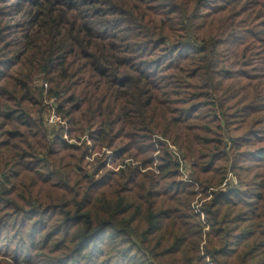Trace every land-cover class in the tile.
<instances>
[{
    "label": "trees",
    "instance_id": "obj_1",
    "mask_svg": "<svg viewBox=\"0 0 264 264\" xmlns=\"http://www.w3.org/2000/svg\"><path fill=\"white\" fill-rule=\"evenodd\" d=\"M6 2L0 264H264V0ZM37 72L64 93L69 136L113 150L117 171L76 174L87 151L49 142L29 114ZM153 135L192 160L193 183L165 144L154 166ZM229 172L237 186L215 190ZM194 183L213 190L205 221Z\"/></svg>",
    "mask_w": 264,
    "mask_h": 264
},
{
    "label": "rangeland",
    "instance_id": "obj_2",
    "mask_svg": "<svg viewBox=\"0 0 264 264\" xmlns=\"http://www.w3.org/2000/svg\"><path fill=\"white\" fill-rule=\"evenodd\" d=\"M14 0H7L6 3H10L13 2ZM5 3H0V6H3ZM7 6L9 4H6ZM15 20H17L15 17H9L7 19L8 23H13ZM12 34L11 33L8 34V36H10ZM14 37V36H12ZM10 38V37H9ZM9 42H11L13 40V38L9 39ZM0 71L5 72L7 71L5 69V67L3 69H0ZM8 72L12 73V74H16V67H10ZM31 88H32V92L35 93L37 95V97L34 98V105H33V109L30 111V117L32 119H37V118H42V122L45 123V125L47 126V130L49 132L48 138H49V142H51L52 139H54L55 135H59L60 140H65L68 144H74L75 146L80 147V151L77 152V155L80 154V152L86 150L87 153L83 154L84 160H81L80 162H78L77 165V171H75L76 174H80L83 175L84 173L86 174H91V172H93V170L96 169V166L98 164H100V162H104V167L101 171H99L100 174H102V172H104L105 170H113V171H117L120 166L117 165L118 162L115 161L113 162L114 159V153L113 150L108 153L107 151H109L108 149H101V151H98L96 149V147L94 149H87L88 147H91L93 145V142L91 139H89V134L88 133H84L83 135H80V133H72L71 137L68 134V131L72 128L67 121L63 120L60 116L57 115V106L59 103V100L61 98V96L64 95L63 92L59 93L58 90L53 89V85L51 82H49V80H47V78H45L43 72H37L33 75L32 80H31ZM53 91L54 93H57L55 95H53V93L51 92ZM199 112V111H198ZM219 114V113H218ZM96 128V127H94ZM9 127H4V129H2L0 131V138L4 139L6 138V136L3 134L4 131H8ZM78 136L79 139H76V136ZM159 136V135H158ZM156 139L155 136H152V142L153 140ZM156 142L158 143V146H154L155 148L158 150L155 154H153V158H154V166L158 163V161L155 159L156 155L159 152V144H163L164 143L161 141V139H156ZM65 152V151H64ZM71 154H75L74 151H70ZM76 152V151H75ZM185 155V153H184ZM186 159L188 160V164L191 167V162L192 160H190L189 158L186 157ZM71 162V159H69ZM131 162V161H130ZM132 164H135L134 162H132ZM155 168V167H154ZM36 172H38L39 175H43V177L45 176V173L47 172L46 169L43 168H35L34 169ZM229 170V169H228ZM3 176H5V174L3 172L0 171V185L2 184V180H3ZM194 176V175H193ZM233 176V175H232ZM192 177V175H191ZM235 179L234 180H230L228 181V184H226L225 186H223V184H221L219 187L215 188L216 189H228L229 187L232 186H237V179L235 176H233ZM112 178V177H111ZM57 180V179H56ZM60 180V179H58ZM10 181L12 182V180L10 179ZM223 183V182H222ZM70 186H73L74 184L69 182ZM199 185L197 184H193L194 187V191L196 192V196L194 197V201L191 203V208L192 210L198 211V214L201 215L202 213V204H204L205 202H207L208 200L211 199V193H212V189H208L207 190V194L203 195L202 191L200 192ZM7 188H9V185H7ZM7 188H5L7 190ZM107 192H110L109 190H107ZM25 219L28 218V214L24 215ZM23 216V217H24ZM35 220V219H33ZM33 220L29 221L27 220V224L31 225ZM200 220H204L205 221V216L202 214L200 216ZM12 224V223H11ZM4 240V239H2ZM13 245V244H11ZM14 249H9V251H6L5 249V245L0 247V257H2V255L4 254V252L8 253V255H10L13 252Z\"/></svg>",
    "mask_w": 264,
    "mask_h": 264
},
{
    "label": "built area",
    "instance_id": "obj_3",
    "mask_svg": "<svg viewBox=\"0 0 264 264\" xmlns=\"http://www.w3.org/2000/svg\"><path fill=\"white\" fill-rule=\"evenodd\" d=\"M156 139H161V141L168 147V152L171 153L174 157L175 162L178 165V170L181 175V180L185 182H191L193 183L191 176H190V165L187 163V161L183 158V155L179 151L178 147L174 144L170 143L168 140L161 138L158 135H154ZM156 139L153 140V143H155V146H158V143L156 142ZM108 153L110 152L107 151ZM232 173H228L225 181L222 183L223 186L228 184V181L234 180L235 178L232 176ZM202 215V213H201Z\"/></svg>",
    "mask_w": 264,
    "mask_h": 264
}]
</instances>
